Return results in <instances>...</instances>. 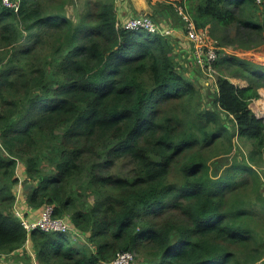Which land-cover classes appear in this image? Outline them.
<instances>
[{
    "label": "trees",
    "instance_id": "16d2710c",
    "mask_svg": "<svg viewBox=\"0 0 264 264\" xmlns=\"http://www.w3.org/2000/svg\"><path fill=\"white\" fill-rule=\"evenodd\" d=\"M74 2L0 8V260L104 264L132 250L134 264H264V118L250 106L264 64L222 50L207 106L171 35L124 28L115 0H84L74 20ZM188 8L220 48L264 43V2ZM240 137L253 142L242 159ZM19 161L26 217L51 203L84 236L37 228L26 248Z\"/></svg>",
    "mask_w": 264,
    "mask_h": 264
},
{
    "label": "built area",
    "instance_id": "2783aa9c",
    "mask_svg": "<svg viewBox=\"0 0 264 264\" xmlns=\"http://www.w3.org/2000/svg\"><path fill=\"white\" fill-rule=\"evenodd\" d=\"M260 0H258L259 2ZM20 0L18 2L12 0H0L1 7H14L16 10L19 8ZM175 8L179 14L184 26L185 35L187 37L188 46L184 50L183 56L188 62H191L193 69H197L204 76L205 85H215L218 76V69L216 63L220 58L219 46L212 39L208 30L199 27L191 14L187 11L182 2L175 3ZM124 28L145 30L152 33H162L165 35H172L173 29L162 28L161 23H158L150 13H138L129 16L122 23ZM20 181L18 182L19 189H24V181L19 174ZM25 179V177H24ZM19 194L17 195L14 210L16 215L21 220L22 225L30 236L34 229H41L48 232H68L72 231L75 234L82 232L75 229L73 221L70 216H57L55 215V205L47 203L32 219L26 217L22 208L16 205L19 201ZM83 234V233H82ZM85 234L81 235L84 236ZM5 254L0 253V257ZM136 258L135 252L132 250H122L117 253L115 258L104 262V264H132Z\"/></svg>",
    "mask_w": 264,
    "mask_h": 264
},
{
    "label": "rangeland",
    "instance_id": "374dc122",
    "mask_svg": "<svg viewBox=\"0 0 264 264\" xmlns=\"http://www.w3.org/2000/svg\"><path fill=\"white\" fill-rule=\"evenodd\" d=\"M13 1V0H12ZM16 2H18L19 0H14ZM260 3L264 2V0H260L259 1ZM83 6H84V0H75L74 3H70L68 5V8H67V11L69 13V15L74 19V20H77L79 18V14L81 13V11L83 10ZM5 7H8V6H5ZM175 11V10H174ZM176 14V12H175ZM155 18H157V16H155L154 14H152ZM177 15V14H176ZM175 17V16H174ZM178 17V15H177ZM162 17H158V19ZM179 18V17H178ZM123 21H121L122 23ZM171 26L172 28H174L175 25H181L182 28H184L182 22H181V19L179 18V21L176 19L175 17V20L171 22ZM173 38H174V35H171ZM215 43H216V40L214 39ZM179 42H181V44H184L182 43L181 40H179ZM180 44V45H181ZM217 44V43H216ZM219 50V53H220V56L222 55V50L225 51V53L227 54H232V55H238V56H241L243 58H247V59H251V60H254L258 63H263L264 64V43L262 45H260L259 47H257L256 49H249V50H245V49H240V48H234L233 47H230L229 49L228 48H225L224 47H221L219 46L218 48ZM255 51V52H254ZM219 70V69H218ZM219 73V71H218ZM226 74H229V73H226ZM52 71H49L48 72V76L51 78L52 77ZM190 76H193L195 79L194 82L197 84V86L202 90V94H203V103L207 106H211V102H210V99H209V96L211 97H215L217 93V89L216 88H213V85L212 87L211 86H206L204 83V76L200 73L197 72V69H192V71L190 70ZM196 76V77H195ZM198 77V78H197ZM204 78V79H203ZM231 79L237 83H240V82H243L245 80H241V78L239 79L238 77H231ZM200 81V83H199ZM250 106L253 108L254 112L258 115V116H264V87H261L260 88V97L258 98H255L252 100ZM232 124V122L230 123ZM232 127V125H231ZM235 144H236V152L238 153L239 157L242 159L244 155H248L250 153V150L253 148V142L251 140H248V139H243V138H236V141H235ZM45 154H42L43 156V159L41 160V163H42V166L44 167H47L48 170H51V163H50V157H47V156H44ZM223 159L221 160H224V161H220L218 162V160H216L220 165L225 163L226 160L224 157H222ZM25 163L23 161H19V164H18V172L19 174L22 176V179L23 181L25 180L24 179V175L21 174L20 172V168L22 166H25L24 165ZM119 166H117V168L115 170H119V169H122L124 167H126V169H129L130 167H132V165H128V166H124L123 163H119L118 164ZM25 185V183H23ZM15 190H16V193L17 195L19 194V197L21 199H19V201H17L16 205L19 204V202L22 200V193L24 192L23 189H19V186L18 184L16 185L15 187ZM25 194V192H24ZM15 205V204H14ZM78 236V235H77ZM81 236V235H79ZM88 240V239H87ZM91 246H95L94 244H91ZM30 248L31 251L33 252V248H32V243H31V238L30 236L28 237V239L26 240V248ZM27 248V249H28ZM23 250V249H22ZM29 250V249H28ZM23 255H20V256H16L17 258L20 259L21 263L25 262L26 260L24 259V252H22ZM137 263V261H136ZM135 263V264H136ZM134 264V262L132 263Z\"/></svg>",
    "mask_w": 264,
    "mask_h": 264
},
{
    "label": "crops",
    "instance_id": "0c3cea01",
    "mask_svg": "<svg viewBox=\"0 0 264 264\" xmlns=\"http://www.w3.org/2000/svg\"><path fill=\"white\" fill-rule=\"evenodd\" d=\"M177 2L184 3L186 9L189 10L188 0H115L120 21H124L125 19H127L131 15L143 13V12L154 14L155 16H158V17H162L161 20H160V18L158 19V20H160L159 23H161L162 28L168 27V28L173 29L172 35H174V39L176 40L175 42H176L177 48L180 47V50H185V48H187V46H188V43H187V37L185 35L184 28H182V26L180 24L178 26L175 25L174 28L170 27L172 24L171 22L175 20V17L178 21L180 18L179 14L177 13L176 8H175V3H177ZM175 12L179 18L177 17ZM208 27H209V25H208ZM208 27H205V29H207L209 34H210V30ZM212 39L214 40L213 37H212ZM179 40H181L182 43H184V42L185 43L181 44V42H179ZM225 48L229 49L230 47L225 46L224 49ZM254 49H256V48H254ZM241 80L243 81L244 79H241ZM233 82L238 84V85H241V86H245L248 84L247 80L240 82V83H237L235 81H233ZM19 199H21V198H19ZM20 203H23L24 206H22V207L25 210H28L29 206L25 204L23 194H22V200L19 202V204ZM35 214H37V213H34L30 217L33 218L35 216ZM28 249L31 250L30 248H28ZM19 263L21 264L20 259L17 258L16 255H12V254L8 255L7 258H3L0 260V264H19Z\"/></svg>",
    "mask_w": 264,
    "mask_h": 264
},
{
    "label": "water",
    "instance_id": "95a60500",
    "mask_svg": "<svg viewBox=\"0 0 264 264\" xmlns=\"http://www.w3.org/2000/svg\"><path fill=\"white\" fill-rule=\"evenodd\" d=\"M257 116H258V115H257ZM258 117H262V118H264V116H258ZM29 186H30L29 183L25 184V188H27V187H29Z\"/></svg>",
    "mask_w": 264,
    "mask_h": 264
},
{
    "label": "bare ground",
    "instance_id": "6f19581e",
    "mask_svg": "<svg viewBox=\"0 0 264 264\" xmlns=\"http://www.w3.org/2000/svg\"><path fill=\"white\" fill-rule=\"evenodd\" d=\"M255 52V51H254Z\"/></svg>",
    "mask_w": 264,
    "mask_h": 264
}]
</instances>
